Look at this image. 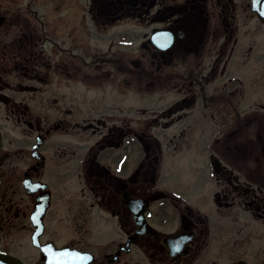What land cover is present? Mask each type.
I'll use <instances>...</instances> for the list:
<instances>
[{"label": "flooded vegetation", "instance_id": "obj_1", "mask_svg": "<svg viewBox=\"0 0 264 264\" xmlns=\"http://www.w3.org/2000/svg\"><path fill=\"white\" fill-rule=\"evenodd\" d=\"M56 10L0 0V264H264V0Z\"/></svg>", "mask_w": 264, "mask_h": 264}, {"label": "rangeland", "instance_id": "obj_2", "mask_svg": "<svg viewBox=\"0 0 264 264\" xmlns=\"http://www.w3.org/2000/svg\"><path fill=\"white\" fill-rule=\"evenodd\" d=\"M32 10H40L39 13H54V8L59 11V13H76L77 9H81L83 0H46V7H41L39 0H30ZM74 3V5H73ZM33 13V11H31ZM21 233L22 232H18ZM8 239L14 238V235H8Z\"/></svg>", "mask_w": 264, "mask_h": 264}, {"label": "water", "instance_id": "obj_3", "mask_svg": "<svg viewBox=\"0 0 264 264\" xmlns=\"http://www.w3.org/2000/svg\"><path fill=\"white\" fill-rule=\"evenodd\" d=\"M11 264V262H10ZM13 264H24L23 262H21V260H19L18 258H14Z\"/></svg>", "mask_w": 264, "mask_h": 264}]
</instances>
